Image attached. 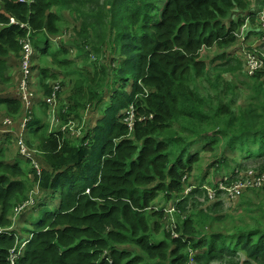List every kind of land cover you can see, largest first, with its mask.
Segmentation results:
<instances>
[{
  "label": "trees",
  "instance_id": "obj_1",
  "mask_svg": "<svg viewBox=\"0 0 264 264\" xmlns=\"http://www.w3.org/2000/svg\"><path fill=\"white\" fill-rule=\"evenodd\" d=\"M9 17L31 28L33 60L50 59L63 75L35 67L45 119L32 109L26 129L34 156L21 154L14 135L0 134V264H11L10 250L24 241L15 264H264V203L248 201L241 213L254 216L233 231L204 233L201 217L224 215L209 217L219 203L203 209V183L190 181L206 154L204 178L264 173V68L240 82L250 98L243 104L226 79L241 71V60L224 49L245 22L258 27L249 0H0V125L22 115L26 29ZM213 48L221 52L209 73L201 52ZM64 77L73 83L67 93ZM200 77L208 82L203 93ZM131 103L146 118L129 131ZM70 121L78 135L62 130ZM250 189L264 192V182ZM158 196L161 208L175 202L172 213L156 209ZM24 212L29 227L20 232L11 217Z\"/></svg>",
  "mask_w": 264,
  "mask_h": 264
},
{
  "label": "rangeland",
  "instance_id": "obj_2",
  "mask_svg": "<svg viewBox=\"0 0 264 264\" xmlns=\"http://www.w3.org/2000/svg\"><path fill=\"white\" fill-rule=\"evenodd\" d=\"M252 4H253V6L255 8L258 7V6L262 8L264 6V0H249L250 8H252L251 7ZM70 23L69 24H66V23L63 24V25H65L64 27H66V28H64V30L67 29V28H68V30L71 29ZM256 23L257 22L255 21L254 25ZM251 27L252 26L249 25V29ZM247 33L248 32L245 29H243V35L245 36V35H247ZM42 44H43V39L40 38V40L38 41V45L42 46ZM224 50L225 51L226 50L227 51H231L230 47L229 48H225ZM219 52H221V50H219L217 48L204 49L201 52V58L204 59L206 64L210 67L209 73L213 72L211 70V67L213 65H215L216 63H218V61H219V60H214L215 56ZM227 55H231V52H227ZM69 56L70 57L74 56L73 51L69 54ZM38 57L40 58V56L38 55V56L35 57V61L33 60V63L35 64V66H34V69H33V72H32L31 89H32V91L34 93V95H33V100L34 101H33L32 106L30 108V112H32V109H35L37 111L36 114L39 115L40 117H42L43 119H45L44 113L39 110V107L36 104V101H37V99L39 97H41V94L39 92V89H40L39 80L36 77V75L38 74V70L35 69V67H37V66H48L51 72H56L57 74H61V75H63V74L55 66H50V63H51L50 59H48V64H45V62L40 61V59H38ZM90 60H94V58H92L90 56ZM90 60H88L87 63H89ZM104 61L106 62V59H104ZM87 68L88 69L89 68L92 69L90 66H87ZM73 77L77 78L78 75L75 74V75H73ZM226 79L234 82L236 84V86H238L236 88V90H235L237 92V103H242L243 104L246 101H248V99H250L248 97L247 87L243 86L240 83L243 80L246 81V76L241 71L237 72L233 77H231V76L229 77L227 75ZM195 84L198 87V90L200 92H202V93L205 92L207 90V88H208V82L205 79H203L202 77L196 79ZM55 85H56V83L54 84V86ZM72 85H73V83L72 84L68 83L66 81V78L64 77V83H63V89L65 91L64 93H67V89L70 90ZM6 92L8 94L14 96V87L9 88ZM104 105H105V103H102L101 108H103ZM21 107H22L21 108L22 109V115L19 118H17V121L15 123L12 120L13 124H18L19 125L21 119L25 115V108L22 105V103H21ZM3 114H4V112L1 109L0 110V118L3 116ZM8 117L12 119V117L6 116V118H8ZM4 118L5 117H3L2 120H1L2 124L0 125V130L4 129V125H3V119ZM10 129H11V134L12 135H15V133H18L17 131L13 130L12 126L10 127ZM78 132H76V130L74 129V135H78L79 134ZM22 134L24 135V139H25L26 144H27L28 141H31L30 139L32 137L30 136L29 131L27 132V131L24 130L22 132ZM12 135H11V137L13 138ZM32 142H33L32 147L36 146V141H32ZM28 147H29V149H31V146H28ZM6 148H7L6 149V154H8L10 157L13 156L14 155V150H15L14 146L13 145H9ZM30 156H34V151H29L28 157H30ZM210 159H211V155L206 154L205 157H204V161L201 163V165L199 167H197L194 171L191 172L190 181H192L191 183L196 184V185H200L202 183H205L207 185L209 191H210V199L206 203H204V205L202 206L203 209H207L209 206H211L215 202L219 203L218 211L216 213L207 212L206 214L209 217H214L216 215H224V216H223L222 219H220V221L212 220V219L207 218V217H201L202 224H199L198 229L201 230L204 233H208L209 231H215V232H217V231H220V232L233 231L235 224L242 223V222H247L248 217H253L254 216L252 213H250V214H248V213L242 214L241 211L245 209V207L247 206V202L248 201H251L253 203H258L259 201H262L264 203V192L263 191L259 192V190L256 191L257 189H250V190L245 189L247 191H245L244 193L241 192V191L232 193V192H229V190H226L225 188L221 187V183H220V180L222 179L221 176H217V175L209 173L206 176V178H204L203 174H201V168L203 166H205L207 163H209ZM16 161L24 168H27L30 165L29 163H27L26 161H24L21 158L16 159ZM254 164H251V165L248 164V167H252ZM211 180H212V182H211ZM33 190L36 191V188L33 187ZM216 194H219V197H216ZM155 202H160V205H163V202L161 200V196H158ZM169 205H170V203L165 205L164 207L167 209L169 207ZM27 216H28V212H24V214L20 215V217L18 218V220L16 222V225L14 226V228L16 230L21 232V227L22 226L25 225V226L29 227L27 223H24V219ZM261 223H262V225H264V220H261ZM124 247L132 250L131 246H124ZM22 250H23V248L20 250V253L22 252ZM134 250L137 252V250L135 248H134Z\"/></svg>",
  "mask_w": 264,
  "mask_h": 264
},
{
  "label": "built area",
  "instance_id": "obj_3",
  "mask_svg": "<svg viewBox=\"0 0 264 264\" xmlns=\"http://www.w3.org/2000/svg\"><path fill=\"white\" fill-rule=\"evenodd\" d=\"M21 2H32V0H19ZM258 14V30L261 31V35L259 36V41H257L256 44H249L246 41V37L243 35V29L247 30L249 28L248 23L245 22L241 25L238 31H236L235 36L236 40L234 42L235 49L232 52V55H237L241 61H242V68L241 71L246 77L253 76L257 71L264 68V8L256 11ZM9 22L13 24H19L20 27L26 29V34L19 39V43L21 46L20 51V64H19V70H20V80L18 82V95L20 98V101L22 105L25 108V115L21 119L19 125L21 127L20 133H15L14 138H16L17 146L19 147V151L22 155H29V147L25 142L24 135L22 132L25 129L26 123L30 119V108L33 103V91L31 89L32 84V66H33V58L36 53L33 43H32V30L29 27L27 23L24 22H18L14 17H9ZM59 83H56V85L53 87L54 91L58 89ZM49 101L52 100V98L48 99ZM55 105H51L52 107ZM53 110V108H52ZM126 116L124 117V122L126 123L129 131L133 129V125L135 120H145V115L138 113L136 107L134 104H131L128 106V108L125 110ZM151 118V115L148 116ZM13 122L11 118H4L3 119V125L4 129L0 130V132H7L11 133L10 127L12 126ZM76 123H69L65 125L63 130H66L67 128L70 130L71 134L74 135V129H75ZM76 130V129H75ZM78 132V130H76ZM28 148H26V147ZM29 150V151H28ZM264 182V173L260 177H256V174H253L252 170H249L246 176V180H243L240 172L235 176L234 179L230 180L228 177H222L220 180L221 187L225 188L226 190H229V192H243L245 189L249 187H258L261 183ZM207 189V197L210 199V191ZM189 190V188L187 189ZM231 190V191H230ZM22 207H17L15 209V214H18ZM174 210V207L171 206L167 208L165 211L168 213H171ZM12 220L15 219V216L11 217ZM172 222H168L167 224H171ZM1 229V228H0ZM23 243H21L20 247L12 248L10 250V263L15 264L16 259L20 255V250Z\"/></svg>",
  "mask_w": 264,
  "mask_h": 264
},
{
  "label": "clouds",
  "instance_id": "obj_4",
  "mask_svg": "<svg viewBox=\"0 0 264 264\" xmlns=\"http://www.w3.org/2000/svg\"><path fill=\"white\" fill-rule=\"evenodd\" d=\"M262 8H264V6H263ZM262 8L260 7L259 9H262ZM259 9H256V11H258ZM240 27H241V26H240ZM238 30H239V29H238ZM246 31H247V30H246ZM245 37H246V35H245ZM246 41H247V37H246ZM231 46H232V49L234 50V49H235V45H234V43H233ZM231 46H230V47H231ZM228 48H229V47H228ZM233 50H232V51H227V50H226V51H227V52H231V56L240 59L238 56H234V55H232ZM35 51H36V50H35ZM35 54H36V53H35ZM240 60H241V59H240ZM241 68H242V61H241ZM241 72H242V71H241ZM33 101H34V100H33ZM131 104H132V103H131ZM131 104H129V105H131ZM129 105H128V106H129ZM127 108H128V107H126L125 110H126ZM125 110H124V114H125ZM31 117H32V114H31V112H30V119H29L28 122L26 123L25 129H24L25 131H27V129H28V128H27V124H28L29 121L31 120ZM70 122L73 123V121H70ZM70 122H69V123H70ZM69 123H68V124H69ZM64 127H65V126H63V128H64ZM26 128H27V129H26ZM63 128H62V130H63ZM27 132H28V131H27ZM1 133L4 134L5 132H0V134H1ZM6 133H7V132H6ZM9 134L11 135V133H9ZM236 170H237V169H236ZM224 176L227 177V178H228V177H229V178L232 177V176L230 177V173H225L223 176H221V178L224 177ZM201 187L204 189L205 196L202 197V198H200L199 200H200L201 202H203V203H206V202L209 200L208 197H207V189H206V188H208V187H207V185H206L205 183H203ZM188 188H189V190H187ZM192 188H193L192 185L187 186L186 189H185V194L189 193V192L192 190ZM87 191H88V190H87ZM216 197H219V194H216ZM169 203H170L169 207H171V206L174 207L175 202H168V203H166L165 205H167V204H169ZM165 205H164V206H165ZM160 206H161V205L157 206L156 209H157V210H159V209H164V210H166L165 207L161 208ZM169 207H168V208H169ZM171 213H172V212H171ZM11 220H12V218H11ZM12 221H13V225L15 226V225H16V222H17V218L15 217V219L12 220ZM10 229H13V226H12ZM25 240H28V239H25ZM22 243H23V245H22L21 249L24 247V245H25V241L22 242ZM20 245H21V244H20ZM20 245H19V247H20ZM212 264H219V263H218V262H214V263H212Z\"/></svg>",
  "mask_w": 264,
  "mask_h": 264
},
{
  "label": "crops",
  "instance_id": "obj_5",
  "mask_svg": "<svg viewBox=\"0 0 264 264\" xmlns=\"http://www.w3.org/2000/svg\"><path fill=\"white\" fill-rule=\"evenodd\" d=\"M251 7H252V8H251L252 10H256V9H259V8H260L259 6L255 8V7L253 6V4L251 5ZM257 29H258V28L255 27V26H252L250 29H249V28L247 29V32H248V33H247L246 36H247V39H248V43H249V44H253V43L256 44V43H257V41H258L257 38L259 37V32H258L259 30H257ZM249 31H253V32H249ZM230 46H231V45H230ZM230 46H229V47H230ZM230 50H231V51L233 50V49H232V46L230 47ZM235 56H237V55H235Z\"/></svg>",
  "mask_w": 264,
  "mask_h": 264
}]
</instances>
